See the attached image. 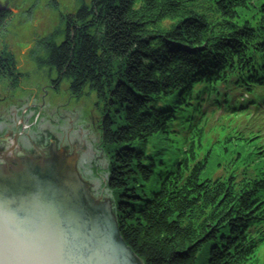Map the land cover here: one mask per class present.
<instances>
[{
    "label": "trees",
    "instance_id": "trees-1",
    "mask_svg": "<svg viewBox=\"0 0 264 264\" xmlns=\"http://www.w3.org/2000/svg\"><path fill=\"white\" fill-rule=\"evenodd\" d=\"M63 23L29 53L103 102L106 186L142 262L264 264V0H90ZM19 77L0 46V82Z\"/></svg>",
    "mask_w": 264,
    "mask_h": 264
},
{
    "label": "water",
    "instance_id": "water-1",
    "mask_svg": "<svg viewBox=\"0 0 264 264\" xmlns=\"http://www.w3.org/2000/svg\"><path fill=\"white\" fill-rule=\"evenodd\" d=\"M13 8L0 2V11ZM0 136V264H144L110 200L93 195L78 153L54 142L14 153Z\"/></svg>",
    "mask_w": 264,
    "mask_h": 264
},
{
    "label": "rangeland",
    "instance_id": "rangeland-1",
    "mask_svg": "<svg viewBox=\"0 0 264 264\" xmlns=\"http://www.w3.org/2000/svg\"><path fill=\"white\" fill-rule=\"evenodd\" d=\"M83 1L90 0H6L13 11L1 28L0 46L12 50L20 77L14 86L0 82V95L4 96L0 104V134L14 131L15 122L26 113L28 121L24 124L29 126H25L20 140L26 139V134L41 142L51 137L60 145L74 148L79 154L76 165L80 175L93 195L110 200L113 208L115 197L106 186L108 156L100 142L103 102L87 86L72 96L66 78L58 89H53L49 84L55 70L38 66L29 53L37 38L61 29L63 20L76 12ZM206 174L209 173L204 171L202 175ZM156 188L157 184L147 185L149 192Z\"/></svg>",
    "mask_w": 264,
    "mask_h": 264
},
{
    "label": "flooded vegetation",
    "instance_id": "flooded-vegetation-1",
    "mask_svg": "<svg viewBox=\"0 0 264 264\" xmlns=\"http://www.w3.org/2000/svg\"><path fill=\"white\" fill-rule=\"evenodd\" d=\"M5 1L0 0V2H5ZM7 10L10 12V15H11V12L13 10L5 9L3 11H7ZM50 79H51V81H50L49 85L53 89H58V86L60 85L62 80H60V81L57 80L56 76L52 77ZM71 95L73 96L74 94L71 93ZM3 97L4 96L0 95V104H2L1 100L3 99ZM0 108H1V105H0ZM22 113H24V112H22ZM25 114L26 113H24V115L18 121L15 122L14 131H7V132H4V134L3 133L0 134V136L4 140V142H3L4 147H10L11 145H13L14 146V149H13L14 153H20V154H23V152L34 153V152L39 151V149L45 148V146L48 145L49 143L54 142L59 147H64L66 149L68 148L69 151L75 150L74 148L73 149L70 148L69 145L64 146V145L58 144L57 140L54 138H51V137L50 138L48 137L47 139H44L43 142H41L40 139L36 140L34 137L32 138L30 135L26 134L25 135L26 139H22V141H21L20 138L22 137V135L24 133L25 126H29V124H27V125L24 124L25 121H28V117H25ZM26 141L28 142V144L25 143Z\"/></svg>",
    "mask_w": 264,
    "mask_h": 264
}]
</instances>
